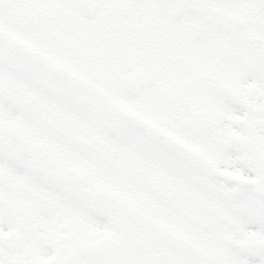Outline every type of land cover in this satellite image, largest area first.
Wrapping results in <instances>:
<instances>
[{"label": "snow or ice", "instance_id": "snow-or-ice-1", "mask_svg": "<svg viewBox=\"0 0 264 264\" xmlns=\"http://www.w3.org/2000/svg\"><path fill=\"white\" fill-rule=\"evenodd\" d=\"M0 264H264V0H0Z\"/></svg>", "mask_w": 264, "mask_h": 264}]
</instances>
